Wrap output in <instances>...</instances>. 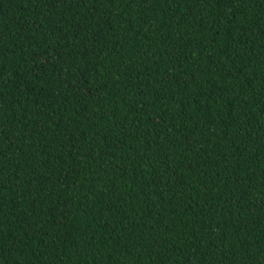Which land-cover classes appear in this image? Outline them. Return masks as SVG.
<instances>
[{"label":"trees","instance_id":"trees-1","mask_svg":"<svg viewBox=\"0 0 264 264\" xmlns=\"http://www.w3.org/2000/svg\"><path fill=\"white\" fill-rule=\"evenodd\" d=\"M0 264H264V0H0Z\"/></svg>","mask_w":264,"mask_h":264},{"label":"snow or ice","instance_id":"snow-or-ice-1","mask_svg":"<svg viewBox=\"0 0 264 264\" xmlns=\"http://www.w3.org/2000/svg\"><path fill=\"white\" fill-rule=\"evenodd\" d=\"M61 2H62V0H61ZM53 4H56V0H53Z\"/></svg>","mask_w":264,"mask_h":264}]
</instances>
